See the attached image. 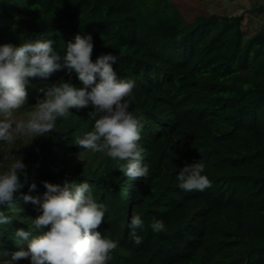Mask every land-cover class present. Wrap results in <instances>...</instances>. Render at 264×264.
I'll return each instance as SVG.
<instances>
[{
	"label": "trees",
	"instance_id": "trees-1",
	"mask_svg": "<svg viewBox=\"0 0 264 264\" xmlns=\"http://www.w3.org/2000/svg\"><path fill=\"white\" fill-rule=\"evenodd\" d=\"M264 13V4L249 14ZM246 15L190 18L173 0H0V44L48 38L63 53L76 34H91V59L111 53L114 70L135 82L131 110L143 119L139 143L147 178L132 182L105 156L103 168L69 162L87 150L72 143L90 131L89 108L70 109L38 137L39 152L21 153L26 165L13 193V220L0 225V257L20 249L16 229L41 213L22 200L28 185L87 180L108 210L98 231L118 245L108 264H264V26L249 34ZM19 38V39H18ZM69 80L67 69L30 78L32 110L46 84ZM204 159L210 186L177 187L181 168ZM142 214L139 244L129 236L133 210ZM153 217L165 230L153 233ZM23 221L24 223H22ZM26 249V246H25ZM5 258V257H4Z\"/></svg>",
	"mask_w": 264,
	"mask_h": 264
},
{
	"label": "clouds",
	"instance_id": "clouds-1",
	"mask_svg": "<svg viewBox=\"0 0 264 264\" xmlns=\"http://www.w3.org/2000/svg\"><path fill=\"white\" fill-rule=\"evenodd\" d=\"M19 41L0 44V144H11L20 137L46 136L56 128L58 117L67 119L73 115L70 109L90 107L88 120L93 122L92 128L72 143L83 150L105 154L131 182L147 178L146 150L139 143L144 123L131 110L135 82L118 76L113 67L118 57L108 53L93 61L91 34H76L64 45L63 53L48 38ZM61 69H67L70 77L75 73L80 86L71 79L44 85L38 89L43 95L37 97L28 119L16 120L14 113L26 104L30 78L47 79ZM25 168L23 157L16 156L6 170L0 171V225L13 220L2 209L16 208L13 193ZM205 168L203 158L181 168L176 175L177 187L204 191L210 186L203 174ZM43 185V194H29L37 188L34 182L21 194L22 200L41 214L29 218L27 230L14 231L11 239L20 249L11 254V259H4L8 255L4 252L0 264H16L21 259H29L30 264H108L118 242L110 238L109 231L102 234L97 230L108 206L95 198L93 185L74 179L63 183L44 181ZM127 227L133 242L139 244L142 237L138 232L144 229L142 214L134 209ZM148 227L153 233L165 230L164 221L155 217Z\"/></svg>",
	"mask_w": 264,
	"mask_h": 264
},
{
	"label": "rangeland",
	"instance_id": "rangeland-1",
	"mask_svg": "<svg viewBox=\"0 0 264 264\" xmlns=\"http://www.w3.org/2000/svg\"><path fill=\"white\" fill-rule=\"evenodd\" d=\"M181 4L182 9H186L187 15L194 18L198 15L209 16L211 14L217 15H246L244 20V30L251 34L257 28L264 26V13L249 14V11L264 4V0H173ZM33 110V109H32ZM25 108H20L14 113L16 120L28 119V114L32 111ZM39 138L32 139L31 137H20L11 144H0V171L7 168L11 159L16 156H21L23 151L39 152L38 147ZM2 143V142H0ZM103 153H93L86 151L76 157V159L69 162L71 169L76 164H84L85 166H92L93 168H103V161L105 158ZM4 259H11V255ZM16 264H30L29 259H21Z\"/></svg>",
	"mask_w": 264,
	"mask_h": 264
}]
</instances>
